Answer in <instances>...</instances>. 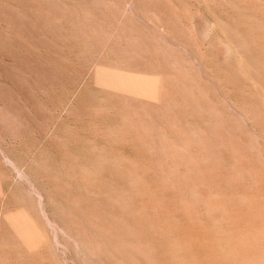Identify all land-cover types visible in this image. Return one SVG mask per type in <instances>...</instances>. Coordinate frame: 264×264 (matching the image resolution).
<instances>
[{
  "label": "rangeland",
  "instance_id": "1",
  "mask_svg": "<svg viewBox=\"0 0 264 264\" xmlns=\"http://www.w3.org/2000/svg\"><path fill=\"white\" fill-rule=\"evenodd\" d=\"M263 212L264 0H0V264H244Z\"/></svg>",
  "mask_w": 264,
  "mask_h": 264
},
{
  "label": "bare ground",
  "instance_id": "2",
  "mask_svg": "<svg viewBox=\"0 0 264 264\" xmlns=\"http://www.w3.org/2000/svg\"><path fill=\"white\" fill-rule=\"evenodd\" d=\"M235 178V177H234ZM254 195V194H253ZM253 197V196H252ZM255 197H253V198H251V203L252 202H254L253 204H255L254 205V207L256 206V203L255 202H257L258 201V199H257V201H256V198H255V200H253ZM249 199V198H248ZM258 204V203H257ZM260 205V204H259ZM250 208V207H249ZM252 208H253V206H252ZM257 208H259L260 209V207H256V209ZM253 209H255V208H253ZM259 209H257V210H254L253 212H256V211H258ZM262 210H263V208H262ZM261 213H262V211H260ZM237 213V212H236ZM264 213V212H263ZM251 214H253V213H251ZM256 214V213H255ZM243 213L240 215V217H238V218H240V221H242L243 220V222H244V224H245V227H246V225H248L247 226V230H245V231H247L248 232V234L247 235H244L243 237H244V239H242L239 235H235L234 237H235V242H232V243H234L235 245H234V247L236 246V250H238V252H241V251H243L244 253H247L249 256L246 258V260L244 261V264H264V257H262L263 255H264V250L262 249H259V250H261V252L260 253H263L262 254V256H259V250H257L258 249V247L257 248H255L256 246H254L253 245V243L251 242V240H250V238L249 237H251L252 238V235H254V236H256V237H254V238H257V236H258V238H259V236L262 238V236H264V224H261V225H258L259 226V228L257 229V227L255 226V224L256 223H254L255 221H253L252 223L249 221L250 220V218L248 217V214H244L243 216ZM250 215V214H249ZM257 215H259L258 213H257ZM261 215V214H260ZM263 217H264V214L262 215ZM262 216H261V218H262ZM253 218V217H252ZM251 218V219H252ZM254 219H256V222H258L259 220V218L257 217V218H254ZM258 220V221H257ZM262 220H264V219H262ZM247 222V223H246ZM250 222V223H249ZM260 223H261V220L259 221ZM249 223V224H248ZM254 223V224H253ZM251 224V225H250ZM253 224V225H252ZM258 224V223H257ZM260 226H261V228H260ZM233 238V237H232ZM242 239V240H241ZM232 240V239H231ZM231 240H230V242H231ZM254 248L257 250V251H254ZM242 253V252H241ZM244 253H242V254H244ZM246 254V255H247ZM251 256V257H250Z\"/></svg>",
  "mask_w": 264,
  "mask_h": 264
}]
</instances>
